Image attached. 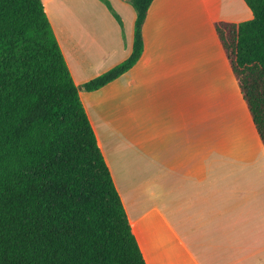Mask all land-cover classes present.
I'll use <instances>...</instances> for the list:
<instances>
[{
  "label": "crops",
  "instance_id": "1",
  "mask_svg": "<svg viewBox=\"0 0 264 264\" xmlns=\"http://www.w3.org/2000/svg\"><path fill=\"white\" fill-rule=\"evenodd\" d=\"M41 1L78 88L130 55L124 0H104L122 26L101 0ZM251 19L243 0H154L139 61L79 89L146 264H264V150L213 28Z\"/></svg>",
  "mask_w": 264,
  "mask_h": 264
},
{
  "label": "trees",
  "instance_id": "2",
  "mask_svg": "<svg viewBox=\"0 0 264 264\" xmlns=\"http://www.w3.org/2000/svg\"><path fill=\"white\" fill-rule=\"evenodd\" d=\"M124 1L131 53L83 92L143 53L154 0ZM243 2L251 20L213 28L264 150V0ZM0 264H146L41 0H0Z\"/></svg>",
  "mask_w": 264,
  "mask_h": 264
},
{
  "label": "rangeland",
  "instance_id": "3",
  "mask_svg": "<svg viewBox=\"0 0 264 264\" xmlns=\"http://www.w3.org/2000/svg\"><path fill=\"white\" fill-rule=\"evenodd\" d=\"M128 4V3H127ZM133 10V9H132ZM134 12V11H133ZM245 22V21H244ZM241 23V22H240ZM113 68V67H112ZM103 74V73H102ZM237 85V84H236ZM80 87V86H79ZM78 89H80V88H78ZM107 107V106H106ZM247 112V111H246ZM248 114V113H247ZM235 115H236V117L237 118H240L241 117V112L240 111H238V113H235ZM249 116V115H248ZM251 119V118H250ZM240 124H242V122L240 123Z\"/></svg>",
  "mask_w": 264,
  "mask_h": 264
},
{
  "label": "bare ground",
  "instance_id": "4",
  "mask_svg": "<svg viewBox=\"0 0 264 264\" xmlns=\"http://www.w3.org/2000/svg\"><path fill=\"white\" fill-rule=\"evenodd\" d=\"M217 119V118H216Z\"/></svg>",
  "mask_w": 264,
  "mask_h": 264
}]
</instances>
